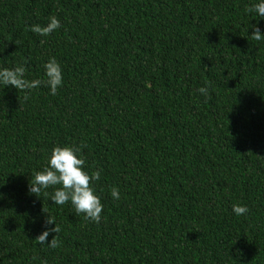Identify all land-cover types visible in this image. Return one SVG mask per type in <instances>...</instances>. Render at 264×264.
Wrapping results in <instances>:
<instances>
[{
	"label": "trees",
	"instance_id": "1",
	"mask_svg": "<svg viewBox=\"0 0 264 264\" xmlns=\"http://www.w3.org/2000/svg\"><path fill=\"white\" fill-rule=\"evenodd\" d=\"M255 2L0 0V69L43 81L54 57L64 79L27 100L0 86V264H264ZM50 16L54 33L30 31ZM81 145L86 170L100 171L99 223L28 191L54 147ZM43 207L56 248L35 240L54 227Z\"/></svg>",
	"mask_w": 264,
	"mask_h": 264
},
{
	"label": "clouds",
	"instance_id": "2",
	"mask_svg": "<svg viewBox=\"0 0 264 264\" xmlns=\"http://www.w3.org/2000/svg\"><path fill=\"white\" fill-rule=\"evenodd\" d=\"M249 12L259 18L256 24H252V38L256 41L264 40V31L260 27V21L264 20V0H256ZM61 27V21L56 16H50L48 23L44 26L33 24L30 31L40 36H49ZM44 77L40 79L28 80L25 78V68L16 66L14 68L0 69V86L8 88L12 86L19 91L25 92V100L28 99L33 89L39 88L42 84L50 90V94L55 95L60 87L63 86V68L61 64L53 57L44 65ZM206 90L200 88L199 92L204 93ZM81 146L54 147L48 156L47 166L41 171L31 173L28 191L30 195L40 198L50 196L54 205L63 206L70 203L74 213L79 216L84 215L85 219L99 223L103 212V204L100 197L95 194L93 184L100 179V171L89 173L85 168V159L81 154ZM58 186V187H57ZM53 188L50 194L47 190ZM113 200L120 199V191L113 187L110 191ZM232 211L236 216L244 215L248 209L244 205L234 204ZM43 212L44 207H43ZM47 214V213H46ZM46 225L54 227H44V230L36 237V241L41 245L49 248H56L58 242L55 235L50 241L48 237L53 233H58L59 228L54 218L47 214L45 219Z\"/></svg>",
	"mask_w": 264,
	"mask_h": 264
}]
</instances>
